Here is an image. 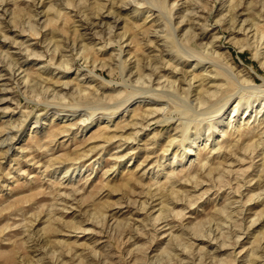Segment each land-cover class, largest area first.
Returning a JSON list of instances; mask_svg holds the SVG:
<instances>
[{
    "label": "rangeland",
    "instance_id": "rangeland-1",
    "mask_svg": "<svg viewBox=\"0 0 264 264\" xmlns=\"http://www.w3.org/2000/svg\"><path fill=\"white\" fill-rule=\"evenodd\" d=\"M263 192L264 0H0V264H264Z\"/></svg>",
    "mask_w": 264,
    "mask_h": 264
},
{
    "label": "bare ground",
    "instance_id": "bare-ground-1",
    "mask_svg": "<svg viewBox=\"0 0 264 264\" xmlns=\"http://www.w3.org/2000/svg\"><path fill=\"white\" fill-rule=\"evenodd\" d=\"M141 1V0H140ZM143 1V0H142ZM133 2V1H132ZM135 2V1H134ZM164 3V2H163ZM135 4V3H134ZM126 5V4H125ZM159 5V4H158ZM163 5V4H162ZM127 7V6H126ZM162 9V8H161ZM163 15V14H162ZM164 16V15H163ZM114 17V16H113ZM167 18V17H166ZM121 19V18H120ZM258 19V18H257ZM195 21V20H194ZM255 22V21H254ZM102 23V22H101ZM182 23V22H181ZM93 25V24H92ZM253 25V24H252ZM165 26V25H164ZM172 26V25H171ZM190 28V27H189ZM193 28V27H192ZM161 29V28H160ZM176 32V31H175ZM164 33V32H163ZM258 37V36H257ZM169 38H170V36H169ZM162 39V38H161ZM165 41V40H164ZM184 41V40H183ZM150 44V43H149ZM178 44H179V42H178ZM183 49V48H182ZM189 49V48H188ZM166 50V49H165ZM189 50H191L192 52L191 53H193V55H194V59H196V61H197V63L195 64V66H198V65H201V66H204L205 64L204 63H208V64H210V66H212V68H216L215 70H217V74H216V76L219 74V75H222V76H224V83L223 84H219V85H217L216 86V88H213V89H215L214 91H213V93L212 92H209L208 90H206L204 93V95L202 96V101L203 100H205L206 101V99H207V97H211V96H213L212 94H215L214 92H216V91H220V90H223L224 92H223V94H225V98H226V102H225V104L229 101V99L231 98V97H233L234 95H235V93H234V91H237L238 92V90H236V86L238 85V83H237V80L235 79L236 77H235V75L233 76V73L231 74L229 71H227L226 69H223L222 67H220V64H219V62H218V60H217V58H218V52H216V50H212V49H202V50H198V48L197 47H190V49ZM167 51V50H166ZM191 58V57H190ZM224 60V59H223ZM122 62V61H121ZM157 62V61H156ZM163 63V62H162ZM120 64V63H119ZM149 68V67H148ZM200 68V67H199ZM219 70V71H218ZM221 70V71H220ZM235 74V73H234ZM155 75V74H154ZM204 75H206V74H204ZM237 75V74H236ZM216 76L214 77L215 78V80H216ZM210 77H208V79H209ZM212 76H211V78H210V80L212 81ZM122 79H124V78H122ZM193 81V80H192ZM200 81V80H199ZM192 83V82H191ZM206 83V82H205ZM214 83V82H213ZM16 84V83H15ZM191 85V84H190ZM239 86L242 88V86L239 84ZM214 87H215V85H214ZM140 89V88H139ZM243 89V88H242ZM255 89H257V88H255ZM145 91V90H144ZM244 91V90H243ZM169 93V92H168ZM217 94V93H216ZM239 94V93H238ZM260 94V93H259ZM172 95H174V94H172ZM177 96V95H176ZM175 96V97H176ZM216 96V95H215ZM181 99V98H180ZM240 100V99H239ZM140 101V100H139ZM181 101H182V99H181ZM193 101V100H192ZM255 102V100H253L252 101V103H254ZM191 102H189V104H190ZM186 104V103H185ZM192 105V104H191ZM188 106H190V105H188ZM223 106L224 105H222L221 107H219V109H217V110H215L214 112H217V115H216V124L218 123V122H220L221 121V119H222V117H223V115H224V112H223V110H222V108H223ZM240 106H241V100H240V102H238V104H236V106H234V108H232L233 109V114H235V113H237L238 114V112L239 111H241V110H239L240 109ZM248 106H249V104H248ZM198 107H199V105H198ZM203 109V108H202ZM194 110V109H193ZM262 110V109H261ZM260 110V111H261ZM212 113V112H211ZM259 113V112H258ZM61 115V114H60ZM111 115V114H110ZM147 116H148V114H147ZM236 115H234V117H235ZM258 116V115H257ZM212 117V116H211ZM214 117V116H213ZM109 118H110V116H109ZM250 118V117H249ZM84 120V119H83ZM234 121V120H233ZM187 122V121H186ZM254 122V121H253ZM219 124V123H218ZM229 124V126L231 125V121L228 123ZM87 126V125H86ZM220 126V125H219ZM212 127H214V126H212ZM229 128V127H228ZM188 127H184L183 129H182V132H181V140H178V141H181V142H184V141H186V138H187V134H188ZM211 129V128H210ZM257 129V128H256ZM179 131V130H178ZM180 132V131H179ZM224 134V133H223ZM226 135V134H225ZM224 136V135H223ZM222 136V137H223ZM177 138V137H176ZM176 138H173L172 139V141L168 144L169 146H172L174 143H175V141H176ZM179 138V137H178ZM195 138V137H194ZM210 140V137H208V140H207V142ZM168 148V147H167ZM192 146H187V148L185 149V152L183 153V155H182V159H184L185 157H187L189 154H191L192 153ZM178 151V150H177ZM165 152H167L166 150L164 151V153ZM259 153V152H258ZM197 155V154H196ZM178 162V160H177V158H174V162L173 163H175V162ZM162 165V164H161ZM260 171V170H259ZM211 173V172H210ZM260 184V183H259ZM264 193V192H263ZM255 196H257L258 198L259 197H261L262 196V194L260 195H255ZM253 198H254V196H252L251 198H250V200L249 201H251V200H253ZM259 200V199H258ZM259 202V201H258ZM168 204V203H167ZM262 205H263V203H262ZM161 212H163L164 213V211H161ZM223 212V211H222ZM228 216V215H227ZM263 216H264V212H261V214H260V216H258V218L259 217H262L263 218ZM257 217V216H256ZM257 218V219H258ZM255 219V218H254ZM257 219H255V220H253V223L252 224H254V222H256V221H259V219L257 220ZM209 233V232H208ZM215 235V234H214ZM255 247V246H254ZM256 252V250H253V254ZM258 255V254H257ZM250 257V256H249ZM258 258H260V257H258ZM262 258V257H261ZM259 262V261H258Z\"/></svg>",
    "mask_w": 264,
    "mask_h": 264
}]
</instances>
